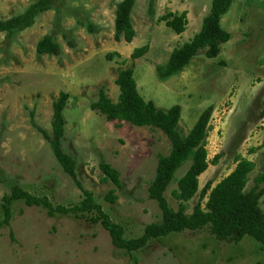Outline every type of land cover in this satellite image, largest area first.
Listing matches in <instances>:
<instances>
[{"label":"rangeland","instance_id":"obj_1","mask_svg":"<svg viewBox=\"0 0 264 264\" xmlns=\"http://www.w3.org/2000/svg\"><path fill=\"white\" fill-rule=\"evenodd\" d=\"M35 1L0 0V20L23 14ZM122 1L58 0L52 10L37 17L33 27L10 39L0 33V223L3 197L14 185L48 197L55 206L69 207L84 198L34 125L52 132L53 104L61 92L70 95L64 113V147L76 159L84 187L124 228L125 239H136L146 226L162 222V212L149 199L148 188L156 176L158 156L171 152L168 139L152 128L108 121L90 108L101 89L112 101L118 100V73L132 65L144 100L163 110L182 108V137L213 107L207 139L210 165L199 179L200 190L208 183L215 187L229 176L239 156L256 167L248 189L263 171L264 0H235L222 18L231 40L222 45L219 57L201 54L167 81L159 80L156 68L201 30L212 0H137L132 13L137 36L130 44L115 40L117 7ZM169 12H187L184 34L176 35L159 20ZM45 36H52L60 46L59 56L37 53ZM146 45L149 52L132 61L134 50ZM108 54L117 55L108 60ZM101 162L120 172L123 190L101 182ZM190 166L187 162L176 173L166 193L175 211L179 202L173 193ZM113 190L116 204L104 199ZM198 201L199 194L186 203L188 215ZM90 216L50 217L43 209L15 202L11 223L0 228V264H131L128 253L115 248L109 233L100 223L90 222ZM163 242L153 239L133 255L139 264H260L264 258L252 238L240 243L219 240L208 228L173 233Z\"/></svg>","mask_w":264,"mask_h":264},{"label":"trees","instance_id":"obj_2","mask_svg":"<svg viewBox=\"0 0 264 264\" xmlns=\"http://www.w3.org/2000/svg\"><path fill=\"white\" fill-rule=\"evenodd\" d=\"M136 1L123 0L117 7L115 20L117 42L124 40L130 44L137 36L132 22ZM57 2L58 0H37L23 14L0 20V33L10 39L33 27L37 17L52 10ZM234 2L235 0H212L209 14L204 17L201 30L191 41L176 48L165 65L156 68L159 80L167 81L179 75L201 54L208 59L219 57L222 45L231 40V35L222 27V18L230 11ZM150 11L153 12V5ZM159 20L165 22L176 35L184 34L189 24L187 12H169ZM149 49V45L136 48L131 55V60L143 58ZM37 53L59 56L61 48L52 36H45L37 45ZM116 55L108 54L107 59L113 60ZM116 85L120 90L118 102H113L101 89L99 99L91 104L92 111L106 117L108 121H119L140 128L148 127L161 131L171 145L169 155L158 156L156 176L148 188L149 199L155 201L162 212V222L146 226L143 234L136 239H125L124 228L104 212L103 207L95 201L94 194L84 187L78 177L77 161L67 153L64 147L67 125L64 113L70 95L61 92L53 104L52 132L49 133L33 122L49 143L64 172L74 181L84 198L79 204L69 207L55 206L48 197H38L14 185L11 193L3 197L4 220L0 223V228L11 223L13 204L23 202L28 207L45 210L50 217L90 214V222L101 224L109 233L114 247L128 253L131 264H139L133 253L146 248L153 239L165 244L163 240L170 234L185 231L198 232L205 228H208L210 233L219 240L240 243L247 237L252 238L260 245L264 254V210L262 208L264 169L254 178L252 187L248 189L256 167L253 162L239 156L236 159V168L229 176L215 187L212 183H208L200 190L199 179L210 165L207 139L211 129L213 107L207 108L202 113L187 137H182L179 132L182 108L177 105L163 110L153 101L144 100L138 90L133 65L119 71ZM262 116L264 117V111ZM218 158L219 156L214 163ZM187 162H191V166L178 180V190L173 193L174 198L179 202L178 210L175 211L170 206L166 193L171 184L176 181V173ZM100 170L103 174L102 183L112 184L119 190L124 189L118 170L107 162L100 163ZM198 194L199 201L194 206L192 214L188 215L186 203ZM104 199L108 203L116 204L118 197L115 195V190L106 194ZM205 200L207 201L203 207ZM260 264H264V258Z\"/></svg>","mask_w":264,"mask_h":264},{"label":"crops","instance_id":"obj_3","mask_svg":"<svg viewBox=\"0 0 264 264\" xmlns=\"http://www.w3.org/2000/svg\"><path fill=\"white\" fill-rule=\"evenodd\" d=\"M118 100H119V98H118ZM118 100L115 102V103H117L118 102ZM114 102V101H113Z\"/></svg>","mask_w":264,"mask_h":264}]
</instances>
